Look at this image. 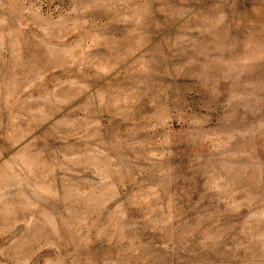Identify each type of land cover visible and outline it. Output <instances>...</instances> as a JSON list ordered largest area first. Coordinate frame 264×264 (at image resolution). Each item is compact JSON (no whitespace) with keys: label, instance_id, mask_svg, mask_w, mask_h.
<instances>
[{"label":"rangeland","instance_id":"1","mask_svg":"<svg viewBox=\"0 0 264 264\" xmlns=\"http://www.w3.org/2000/svg\"><path fill=\"white\" fill-rule=\"evenodd\" d=\"M0 264H264V0H0Z\"/></svg>","mask_w":264,"mask_h":264}]
</instances>
